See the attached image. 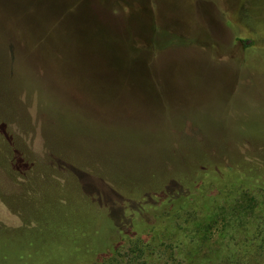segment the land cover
<instances>
[{
  "label": "rangeland",
  "instance_id": "obj_1",
  "mask_svg": "<svg viewBox=\"0 0 264 264\" xmlns=\"http://www.w3.org/2000/svg\"><path fill=\"white\" fill-rule=\"evenodd\" d=\"M119 226L134 264H264V0H0V264Z\"/></svg>",
  "mask_w": 264,
  "mask_h": 264
},
{
  "label": "trees",
  "instance_id": "obj_2",
  "mask_svg": "<svg viewBox=\"0 0 264 264\" xmlns=\"http://www.w3.org/2000/svg\"><path fill=\"white\" fill-rule=\"evenodd\" d=\"M72 232L71 240L74 242H76L75 240L84 241L86 249L71 251V253H67V256L62 252L64 257L61 255L57 264H134L136 257L128 255L129 260L124 261L120 256L123 241L121 226L114 232L115 234H101L97 238L84 237L74 231ZM135 251L146 254L145 248L140 247L138 242L134 243V248H130L129 252L134 253ZM59 253L58 251V256Z\"/></svg>",
  "mask_w": 264,
  "mask_h": 264
}]
</instances>
